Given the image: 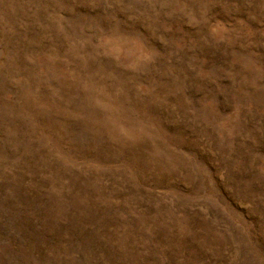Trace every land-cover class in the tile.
I'll use <instances>...</instances> for the list:
<instances>
[{
  "label": "rangeland",
  "instance_id": "rangeland-1",
  "mask_svg": "<svg viewBox=\"0 0 264 264\" xmlns=\"http://www.w3.org/2000/svg\"><path fill=\"white\" fill-rule=\"evenodd\" d=\"M0 264H264V0H0Z\"/></svg>",
  "mask_w": 264,
  "mask_h": 264
}]
</instances>
